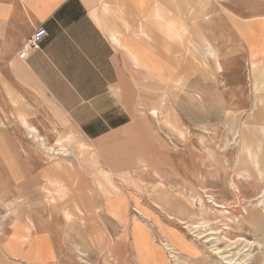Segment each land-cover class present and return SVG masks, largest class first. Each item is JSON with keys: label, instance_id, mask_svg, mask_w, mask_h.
I'll list each match as a JSON object with an SVG mask.
<instances>
[{"label": "rangeland", "instance_id": "374dc122", "mask_svg": "<svg viewBox=\"0 0 264 264\" xmlns=\"http://www.w3.org/2000/svg\"><path fill=\"white\" fill-rule=\"evenodd\" d=\"M97 2L91 1L88 6L98 8ZM162 7V25L172 22V33L166 35L164 31V36L171 39L177 34L175 53L181 65L193 62L192 55L186 53L190 32L204 35L218 50L220 59L221 74L203 79L199 70H192L188 75V83L205 90L204 95L195 93L190 100L186 93L191 88L184 86L181 93L170 89L179 93L175 102L169 94L178 125L166 108L153 112L155 117L149 113L167 87L132 65L127 95L133 113L131 123L101 138L87 139L42 87L26 77L18 55L12 60L0 55V142L18 177H12L0 149V264H217L208 244L186 227L191 223L199 226L198 233L208 235L213 231L210 236L221 238L219 247L223 249L231 244L226 238L233 241L245 237L253 242L249 263L264 264V217L262 229L256 230L242 220L237 224L224 215L222 218L209 201L230 204L231 215L244 216L243 207L248 202L255 204L263 198L264 180L258 178L240 143L246 139L263 165L264 138L257 129L264 125V101L253 115L248 113L255 92L264 83V59L253 61L233 35L229 0H162ZM124 29L132 34L136 31L134 27ZM163 51L170 53V48L164 46ZM8 90L17 99L16 104ZM258 95L264 96V91ZM22 118L33 126L32 137L22 126ZM68 135L74 141L66 148L74 157L63 160L54 156L62 151L54 143ZM80 142L88 147L84 153L77 149ZM133 152L140 155L150 173L158 174V181L165 186L163 200L177 202L178 213L155 206L151 196L157 184L154 178H146L134 188L136 192L125 196L127 222L116 224L96 210L102 209L104 202L99 183L108 184L100 170L112 173L113 184L127 191L133 189L126 177L131 168L129 154ZM92 158L98 166H90ZM58 163L62 167H57ZM244 168L249 176L241 175ZM57 179L65 185L60 198L57 186L47 181ZM48 190L54 202H49ZM12 209L19 224L13 225L16 217ZM63 209L75 215L72 223L64 221ZM29 221L38 228L32 236L30 227L24 225ZM203 222H209V227H203ZM13 234L18 240L12 238Z\"/></svg>", "mask_w": 264, "mask_h": 264}, {"label": "crops", "instance_id": "0c3cea01", "mask_svg": "<svg viewBox=\"0 0 264 264\" xmlns=\"http://www.w3.org/2000/svg\"><path fill=\"white\" fill-rule=\"evenodd\" d=\"M91 1L94 0H0V55H5L10 60L15 59L23 42L37 26H43L47 36L42 41L40 50L30 52L21 60L23 72L42 87L46 95L87 139L101 138L131 123L133 113L127 95L130 94L128 89L132 65L167 87L157 103L149 108V113L155 117L158 111L166 108L178 125V114L170 102L169 94H173L175 102L186 86L191 88L190 93H186L188 99L194 100L195 93L204 95L205 90H197L191 82L188 83V75L192 70H199L203 79L213 77L215 73L221 74L218 50L204 35L190 32L186 53L192 55L193 62L183 66L175 53L179 46L175 38L177 34H172L171 39L164 36V31L166 35L172 33V22L168 25L170 27L162 25V0H97L98 8L88 6ZM229 3V13L232 15L229 27L236 40L253 61L264 59V0H229ZM124 27H134L136 31L132 34ZM164 46L170 48V53L163 51ZM11 75L16 79L14 73ZM170 89L179 93L175 94ZM261 91H264V83L255 92L249 116L264 101V96L258 95ZM7 93L12 103L16 104L18 101L12 92L8 90ZM23 119L33 128L27 119ZM20 122L28 136L32 137L28 126L22 123V119ZM262 127L264 125L257 130ZM258 133L264 138V133ZM73 141L71 135L58 137L54 147L57 146L62 151L54 156L63 160L74 157V153L66 148ZM87 148L82 142L77 145L80 153L86 152ZM1 151L3 161L9 163L12 177L18 180L12 159L8 158L3 149ZM129 159L131 168L126 177L133 189L127 191L113 184L112 173L100 170L108 184L99 183L104 202L102 209L98 207L96 210L103 211L116 224L127 222L128 215L123 202L125 196L131 191L136 192L134 188H139L146 178H154L157 184L153 186L154 193L151 196L155 206L163 211L172 209L178 213L177 202L169 204L163 200L162 191L165 186L158 181V174L150 173L136 152L129 154ZM258 161V167L254 169L258 178L264 180V163L261 164L259 157ZM89 164L93 167L99 163L92 158ZM59 166L60 163L57 164ZM241 175L249 176L247 169ZM47 181L60 190L57 192L59 198L64 196V190L61 189L65 185L61 181ZM47 194H50L47 196L49 202H54L55 198L49 190ZM12 214L18 220L13 209ZM62 214L67 224L75 219V215L68 209H63ZM24 225L30 227L31 236L38 230L31 221ZM120 239L126 242L124 238ZM134 261L136 263V259Z\"/></svg>", "mask_w": 264, "mask_h": 264}, {"label": "bare ground", "instance_id": "6f19581e", "mask_svg": "<svg viewBox=\"0 0 264 264\" xmlns=\"http://www.w3.org/2000/svg\"><path fill=\"white\" fill-rule=\"evenodd\" d=\"M251 115H253V113H251ZM22 123L24 125L28 126L29 130H31V127H29L28 123L23 118H22ZM258 131L264 133V127L259 129ZM240 144H241L242 150L246 153L248 160L253 164V166L255 168H257L259 165L257 153L253 150L252 146L247 143L246 139H241ZM0 147H2V146H0ZM258 147H259V145H258ZM8 158H10V157L8 156ZM243 161L244 160H242V162ZM244 162H246V161H244ZM262 196H263V198L261 200L256 201V203L254 202L255 204H251L250 202H248L246 207H243V209L245 211L244 216L242 214L240 216H238V214L231 215L232 213L228 210V208H229L228 205L231 206L230 204L222 203L219 201L217 202L216 199H213L212 201L209 200V201L213 202V205L218 209L217 211L220 213L221 217L224 215L223 217L226 218L227 221H230V222L236 221L237 224H241L242 222H240V220H242L243 222L247 223L248 225L252 226L253 228H255L257 230V229H260L262 227L260 224L262 223V218L264 217V193ZM209 198H210V196H209ZM259 198H260V196H259ZM256 205H257V207H256ZM229 215H231V216H229ZM218 222H220V220ZM208 223L205 224V222H203V227L208 226L209 225ZM215 223H217V222H215ZM14 224H19V221L17 219L13 220V225ZM223 226H224L223 230L228 229V226H226L225 222L223 223ZM186 227L189 228V230L191 231V234L194 235L197 239H200L203 243L208 244L207 248L209 249V253H210V255L216 256V258H217L216 263L217 264H231L233 262H236V264H250L249 260L252 257L250 249H251L253 242L247 240L245 237L239 236L233 241L231 239L224 237L231 244H227L225 246V248L229 247L228 249H225V248L223 249V248L219 247V242H220L221 238H218V236H213V235L210 236L211 234H214L213 231L209 232L208 235H206V234L198 233L197 228H199V226H196L192 223L189 225L187 224ZM215 234H216V232H215ZM28 236H29L28 233H25V236H23V237L27 239ZM12 238L16 241V240H18L19 237L16 234H13ZM234 243H235V245H232ZM165 245H167V244H165ZM233 248H234V251H232Z\"/></svg>", "mask_w": 264, "mask_h": 264}, {"label": "built area", "instance_id": "2783aa9c", "mask_svg": "<svg viewBox=\"0 0 264 264\" xmlns=\"http://www.w3.org/2000/svg\"><path fill=\"white\" fill-rule=\"evenodd\" d=\"M46 36V29L43 26H37L21 45V49L18 52L19 58L25 59L30 52L40 50L41 43Z\"/></svg>", "mask_w": 264, "mask_h": 264}]
</instances>
